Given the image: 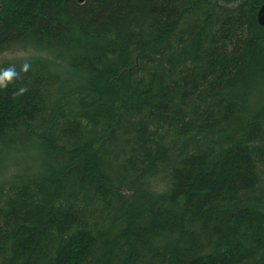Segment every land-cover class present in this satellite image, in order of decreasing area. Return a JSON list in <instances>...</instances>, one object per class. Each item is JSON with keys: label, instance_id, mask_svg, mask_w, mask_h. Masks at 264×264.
<instances>
[{"label": "trees", "instance_id": "1", "mask_svg": "<svg viewBox=\"0 0 264 264\" xmlns=\"http://www.w3.org/2000/svg\"><path fill=\"white\" fill-rule=\"evenodd\" d=\"M263 3L0 0V264H264Z\"/></svg>", "mask_w": 264, "mask_h": 264}, {"label": "water", "instance_id": "2", "mask_svg": "<svg viewBox=\"0 0 264 264\" xmlns=\"http://www.w3.org/2000/svg\"><path fill=\"white\" fill-rule=\"evenodd\" d=\"M79 3H83L85 2L86 0H77ZM258 20L260 22L261 25L264 26V3L261 5V7L259 8V11H258Z\"/></svg>", "mask_w": 264, "mask_h": 264}, {"label": "rangeland", "instance_id": "3", "mask_svg": "<svg viewBox=\"0 0 264 264\" xmlns=\"http://www.w3.org/2000/svg\"><path fill=\"white\" fill-rule=\"evenodd\" d=\"M15 55H24V54L23 53H18V54L3 53V54H0V60L4 57H12Z\"/></svg>", "mask_w": 264, "mask_h": 264}, {"label": "clouds", "instance_id": "4", "mask_svg": "<svg viewBox=\"0 0 264 264\" xmlns=\"http://www.w3.org/2000/svg\"><path fill=\"white\" fill-rule=\"evenodd\" d=\"M6 77L10 79V78H11V74H10V73H9V74H6ZM23 91H24V90L21 89V92H23Z\"/></svg>", "mask_w": 264, "mask_h": 264}]
</instances>
